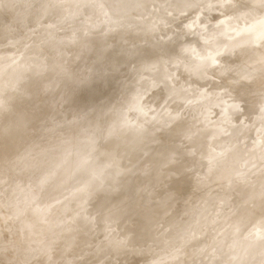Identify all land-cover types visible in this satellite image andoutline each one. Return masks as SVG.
<instances>
[{"label": "rangeland", "instance_id": "1", "mask_svg": "<svg viewBox=\"0 0 264 264\" xmlns=\"http://www.w3.org/2000/svg\"><path fill=\"white\" fill-rule=\"evenodd\" d=\"M179 1L98 0L99 6L87 12L83 10L84 4L91 5L93 1L53 0L52 5L43 8L44 0H0V36L8 30L5 29L6 24H9L7 27L13 25L11 32L15 33L17 29V32L23 35L21 40L15 41L0 37V90L7 91L6 94L4 90L0 91L1 101L6 100L4 102L10 103L16 88L21 89L33 82L19 77L18 74L23 67L21 62L13 63L8 59L10 62L3 64L1 58L13 53L23 54L22 51L29 53L33 46L51 51L61 43L60 41L66 40L65 43L68 47L71 45V48L67 47L64 51L63 48L54 50L52 58L62 53L68 52L73 56L76 53L77 61L66 68L68 78L76 77L81 68L87 72L91 71L94 62L90 61L84 65L82 63L84 57L96 53L94 57L97 59L101 55L99 53L101 49L105 54L109 53L108 55L113 57L112 71H118L120 75L119 87L114 98L105 101L101 106L105 107L100 110L102 112L96 109L87 117L76 116L62 110L61 105L57 103L61 95H55L54 92L47 94L45 97L49 102V115L45 123L38 131L31 129L23 131L22 139L26 138L23 139L25 144H22V139L19 143L15 142L17 149L20 150H18L19 155L15 156L20 159L26 156L27 159L22 160V163L16 158L12 159L17 161L8 168L12 157L3 155L5 160L2 159L5 162L0 157V164L5 166L0 165V179L3 178L2 181L0 180V221L15 213L19 219L13 230L23 226L24 232L21 235L24 233L23 236L30 244L36 239H43L37 242L44 247H48L46 242L50 241L49 237L56 236L54 232L59 228L65 230L71 228L64 231L72 232L73 235L71 233L70 237L62 235V244L57 251H55L56 247H48L50 256L47 254L46 259L55 262L54 264H108L109 261L121 259L116 242L126 240L127 223L116 211L109 212L105 209L102 217L98 215L100 209L96 203V191L94 192L96 185L118 187L121 182H134L138 188L140 187L142 203L147 212L148 240L146 243L136 245L137 253L144 257V262L140 264H173L174 260L183 257L189 253V250L191 255L187 258L188 261H181L179 264H264V113L261 112L260 87L261 82L264 81V63L261 62L264 57V36H262L264 14L246 8L245 0H232L231 5L226 4L225 0H217L218 4L211 14H223L218 23L215 22L211 27H207L205 22L210 18L208 14L211 9L208 10V7L211 0H181L190 7H187V12L181 13L182 17L175 18L174 14L180 7ZM248 2L251 3V0ZM241 8H244V11L239 14ZM71 9L73 12L70 11ZM249 13L255 17L252 21L245 19ZM65 14L67 17L73 15L81 19L82 30L88 31L87 34H94L86 44L73 24L61 20ZM193 18L196 19L194 24L184 30L185 25ZM226 19H231L233 24L223 21ZM234 19H238L246 27L243 46L236 48L231 46L239 37L238 33H234L239 21H233ZM103 22H106V29L100 27ZM50 25L53 26L51 29ZM49 29H53V32H49ZM209 30L211 35L204 37ZM67 31H71V35L67 36ZM81 40L83 41L80 43ZM205 42L214 46L209 50L210 58L204 61L203 57H200L202 54L200 48ZM94 43L98 44L100 51H97V47L93 50ZM184 48L191 49L195 58L188 61L187 67L182 68L188 60L186 56L183 57ZM39 57H42V54ZM213 57L219 63L213 64L211 61ZM54 64L55 62H48L41 67L52 70L57 65ZM88 66H91V69ZM36 67L33 65L29 69ZM222 67L228 70L222 71ZM258 67L262 70H257ZM142 70L146 74L145 80L141 78ZM241 75L250 77L241 81V84L250 86L244 94L247 103L243 105V114L234 112L231 107L240 101L235 99L240 91V85H236L234 81ZM135 76L142 79L140 81L144 82V86L134 79ZM196 77H202L203 82H198L201 86L204 85L205 90L195 87ZM68 78L65 77L56 87L64 88ZM43 81L45 80L42 79L40 83L45 86ZM54 82V80H46V83ZM129 85H131L130 90L124 89ZM145 89H152L153 94L145 95ZM164 94L167 95V99L162 100ZM128 97L133 101L138 99L139 102L136 101L128 106ZM180 99L183 100L181 106L176 103ZM194 106H197V109H194ZM139 108L143 111L141 112ZM54 111L55 114L58 112L56 116ZM119 111L121 115L113 120ZM93 114L94 116H91ZM56 117H60L61 120H57ZM72 118L76 121L74 122ZM145 119L149 122L145 128L133 126L137 123L142 124ZM49 121L56 126L52 127L53 124ZM111 121L115 122V125L116 122H120L119 126L123 124L125 128L120 134L125 137L104 138V132L111 129L108 126ZM60 127L67 135L72 136L68 137L69 141H57V146L56 143L51 144L52 141L50 143L46 140L43 144L49 147L45 148L47 152L42 149L44 146L34 144L32 139L36 135L40 134L46 138L48 134L45 133L49 128ZM71 127L73 130L64 129ZM173 130L175 133L169 141L158 139L161 132L172 133ZM143 131L144 135H142ZM128 141L130 143H127ZM219 144L223 146L219 147ZM103 145H112L113 150L125 149V151L116 157L119 159H115L114 163H111L110 157L92 159L91 157L102 151ZM24 146L26 151L29 150L25 152L26 154H24ZM22 150L24 151L21 154ZM173 153L175 159L170 161L169 157ZM62 164H66V169L60 170ZM77 165L88 168L87 172L80 171L82 174L80 181L90 180L93 176L99 178L85 186L80 182L70 185L68 180L71 179L72 174H75L74 171L79 170ZM177 168L188 182V194L178 203L174 199L160 195L157 188V178L162 179L164 174L171 176ZM113 169L115 171L113 179H108L107 176ZM4 172L7 174L5 175ZM1 174H4L5 178ZM107 179L110 180V184L106 183ZM38 185L41 186L37 189ZM145 185L151 189L148 195L143 194L142 191ZM157 195L160 200L156 198ZM57 197L63 198L56 199ZM81 211H84L88 218L82 224L76 222ZM109 214H112V217L108 216ZM45 218L48 223L44 221L46 222H43L44 228H40L43 224L39 223L41 225L39 227L37 222H42L43 219L46 220ZM60 218L63 221L59 220ZM106 219L112 223V228L107 226ZM30 220L36 223L32 224ZM9 223L13 222L9 221ZM28 225L29 227L34 225V228L28 229ZM37 228H40L39 234L38 230L37 233L34 230ZM27 229L29 231L25 233ZM163 231L166 232L162 235L164 238H161L159 236ZM34 232L36 234L32 236ZM49 232L52 235H49ZM27 233L29 235L32 233L31 238ZM152 233L156 235L150 237ZM7 236L6 234L5 238ZM9 236L8 241L7 238L5 239L6 243L0 241L2 243L0 250H3L1 247L13 246L14 237L12 233H9ZM46 237L48 239H45ZM158 240L165 242L163 245H155ZM40 243L37 244L41 245ZM48 248L46 250L49 252ZM20 258L30 259L24 256Z\"/></svg>", "mask_w": 264, "mask_h": 264}, {"label": "clouds", "instance_id": "2", "mask_svg": "<svg viewBox=\"0 0 264 264\" xmlns=\"http://www.w3.org/2000/svg\"><path fill=\"white\" fill-rule=\"evenodd\" d=\"M232 3V0H230ZM246 8L264 14V0H248L244 2ZM109 54V53H108ZM101 55L94 63L92 70L73 78H68L62 94L57 101L68 113L76 116H87L92 111L104 105L105 101L114 98L120 83L118 71H112L113 57ZM119 55V53H117ZM14 72V70H13ZM45 87L34 81L25 87L16 90L11 97V103L0 105V155L11 157L18 154L15 138L21 131L31 129L38 131L49 115V102L44 95ZM242 110L244 100L238 101ZM175 133L163 131L158 139L169 141ZM155 138V137H154ZM160 195L174 199L177 203L188 194V182L179 168L169 176L157 178ZM96 203L100 209L98 215L103 216V211H116L121 219L127 223L126 240L116 242L121 259L109 261L108 264H140L136 259L137 244L146 243L148 240L147 212L142 203L140 189L134 182H121L118 187H101L95 192ZM19 218L13 213L0 221V241L5 240L9 233L14 237L12 247L0 250V264H54L47 257L46 248L42 245L28 244L21 233L23 226L14 229ZM9 221L13 223L10 224ZM22 225V221H21ZM30 257L21 259L20 257Z\"/></svg>", "mask_w": 264, "mask_h": 264}, {"label": "bare ground", "instance_id": "3", "mask_svg": "<svg viewBox=\"0 0 264 264\" xmlns=\"http://www.w3.org/2000/svg\"><path fill=\"white\" fill-rule=\"evenodd\" d=\"M49 1H51V2H46V0H44V3L42 4L43 5V8L45 7V6H48V5H52L51 3H52V1L53 0H49ZM91 1H93V4H91V5H89L88 3H87V5L86 4H84V9H83V7H81L83 10H85V11H89V10H91V9H94V8H97L98 6H99V3H97V1L98 0H87V2H91ZM131 2V1H130ZM188 2V1H187ZM193 2V1H192ZM216 4H218L217 3V0H211V3H210V5H209V7H208V10L209 9H211V11H210V13H209V11H207V13H209L208 15L210 16V18L205 22V24H206V26L207 27H211L212 25H214L215 24V22H217L218 23V21H220L219 20V18H220V16H222V14L223 13H214V14H211L212 13V11H214L213 9L215 8V6H216ZM140 4H137V6H139ZM164 5V4H163ZM179 5H180V7H179V11H177L175 14H174V17L175 18H178V17H182L183 15V13L184 12H187V7H190L188 4H185V3H183L181 0L179 1ZM188 5V6H187ZM82 6V5H81ZM114 6V5H113ZM81 9V10H82ZM244 8H241L240 9V11H239V14L240 13H242L244 10H243ZM42 10V9H41ZM43 11V10H42ZM52 11H54V9L52 10ZM67 11H68V9H67ZM66 11V12H67ZM71 12H73V10L71 9L70 10ZM125 11H126V9H125ZM82 12V11H81ZM119 13V12H118ZM182 13V14H181ZM67 14V13H66ZM66 14L63 16V18L61 19V20H63V22L65 21L66 23H69V24H73L75 27H74V29L76 30V32L78 31V33L79 34H81L82 36H80V37H82L83 38V40H84V43L86 44L88 41H89V39H90V37L91 36H93L94 34H92V35H90L89 33L87 34V32L88 31H83L82 30V22H80V20L77 18V17H74L73 15L71 16V15H69V17H67L66 16ZM89 14V13H88ZM121 14V13H120ZM81 15V14H80ZM109 15V14H108ZM178 15V16H177ZM82 16V15H81ZM81 16H78V17H80V18H82ZM225 16V15H224ZM114 17V16H113ZM194 17V16H193ZM218 18V19H217ZM227 18V17H226ZM255 17H252L251 15H250V13L247 15V16H245V19L246 20H248V21H252L253 19H254ZM118 19V18H117ZM112 20V19H111ZM119 20V19H118ZM194 20L196 21V19L195 18H193V20H191L190 22H188L186 25H185V28H184V30L185 29H187V26L189 27V25H191L192 23L194 24ZM238 19H234L233 21H237ZM239 20H241V18L239 19ZM238 20V21H239ZM224 22H230V23H232V20L231 19H226V20H223ZM107 22V21H106ZM106 22H103V24L102 25H100V27L101 28H104V29H106L105 27H106ZM187 22V21H186ZM102 23V22H101ZM196 23V22H195ZM238 24H237V26H235V27H238L237 28V30L234 32V33H238L239 34V37L237 38V40L236 41H234V43H232V47H238V46H243V41H244V39H246V36H245V33H246V27H244L243 25H242V22L241 21H239V22H237ZM192 24V25H193ZM233 24V23H232ZM7 25H9V24H6L5 25V29H8L5 33H2L3 35L2 36H0L1 38H3V39H11V40H17V39H19V40H21L22 38H23V35H22V33L21 32H17V29H16V31H14L15 33H13V32H11V28L13 27V25H11V26H8L7 27ZM119 25V24H118ZM113 26V25H112ZM116 26H117V24H116ZM116 26H114V27H116ZM135 26V25H134ZM53 26L52 25H50L49 26V28L51 29ZM92 28H94V27H92ZM110 28V27H109ZM113 28V27H112ZM49 29V32H53V29L52 30H50ZM98 29V28H97ZM97 29H95V30H97ZM169 29V28H168ZM168 29H166L167 31H168ZM192 29V28H191ZM82 30V31H81ZM108 30V29H107ZM13 31V30H12ZM89 31H91V29L89 28ZM190 31V30H189ZM81 32V33H80ZM71 31H67V33H66V35L67 36H69V35H71ZM79 34H77V35H79ZM213 34V33H212ZM90 35V36H89ZM108 35V34H107ZM143 36L145 35V33L144 34H142ZM168 35V34H167ZM206 35H208V36H210L211 34H210V30L208 31V33L207 34H205L204 35V37H208V36H206ZM214 35V34H213ZM104 36V34L102 35V37ZM114 37V36H113ZM58 38H59V36H58ZM56 39V38H55ZM75 39H77V38H75ZM106 39V38H105ZM163 39V38H162ZM83 40H81L80 41V43L83 41ZM112 40H114L113 38H112ZM111 40V41H112ZM57 41V39L55 40V42ZM66 41V40H65ZM65 41L64 40H62V41H60L61 43H59V44H57V46H55L51 51H48L47 49H43L42 47H38V46H33L32 47V49L31 50H29V53H26V52H24V51H22L23 52V54L21 53V51H20V49H19V51H20V53L21 54H15V53H13V54H15L14 55V57H13V54H9V55H7V56H4L3 58H1L2 59V62H3V64H7V61H8V63L11 61V62H13V63H15V62H21L22 64H23V67H22V69H21V72L18 74L19 75V77H21L22 79H25V80H33V82L34 81H42V79L43 80H45V81H43V83L45 84V92H44V95L46 96L47 94L49 95L50 93H55V95L56 94H59V95H61L62 94V92H61V90L63 89V87H61V88H58V87H56V86H59L60 85V83H61V81L63 80V79H65V77L66 78H68V76H67V72H66V68H69V66L70 65H72L73 64V62H75V61H77V58L75 57V54L76 53H74V56H73V54H69L68 52L67 53H62L61 55H59L58 57H56L55 56V58L53 57L52 58V56H53V51L54 50H56V49H62L63 48V51H64V49H66L67 47H68V44H66L65 43ZM79 41V40H78ZM77 41V42H78ZM107 41V40H106ZM162 41V40H161ZM59 42V41H58ZM67 42V41H66ZM105 42V41H104ZM24 43V42H23ZM26 43V42H25ZM101 43V42H100ZM107 43V42H106ZM154 43V42H153ZM48 44H50V43H48ZM78 44V43H77ZM76 44V45H77ZM105 44V43H104ZM25 45V44H24ZM108 45V44H107ZM152 45V44H151ZM150 45V46H151ZM21 46V45H20ZM71 46V45H70ZM69 46V47H70ZM74 46V45H73ZM158 46H159V44H158ZM174 46V45H173ZM214 45L212 44V43H207V42H205V44H204V46L203 47H201L200 48V52L202 53L201 55H200V57H203V60L205 61V60H207V59H209L210 58V54L211 53H209V50L213 47ZM31 47V46H30ZM45 47H47L48 48V46H45ZM68 47V48H69ZM96 47H97V51H100V48H99V46H98V44L97 43H94V45H93V50L94 49H96ZM139 47V46H138ZM21 48V47H20ZM23 48H24V46H23ZM22 48V49H23ZM50 48V47H49ZM52 48V47H51ZM50 48V49H51ZM71 48V47H70ZM74 48V47H73ZM76 48V47H75ZM17 49V50H18ZM142 49V48H141ZM155 49H156V47H155ZM17 50H16V52H17ZM74 50V49H73ZM88 50V49H87ZM87 50H85V51H87ZM144 50H145V48H144ZM184 50H185V52H184V54H183V57H187V62H186V64H185V66H183L182 65V63H181V65L183 66L182 68H185V67H187L188 66V61L189 60H191V59H193V58H195V57H193V52L191 51V49H189V48H184ZM19 51H18V53H19ZM70 51V50H69ZM89 51V50H88ZM87 51V52H88ZM91 51V50H90ZM120 51V50H119ZM142 52H143V50H141ZM154 51V50H153ZM9 52V51H8ZM7 52V53H8ZM48 52H49V54H48ZM92 52V51H91ZM106 52H107V50H106ZM146 52V51H145ZM156 52H157V49H156ZM9 53H11V52H9ZM86 53V52H85ZM94 53V52H93ZM100 54H101V52H99ZM146 53H148V52H146ZM159 53V52H158ZM161 53V52H160ZM159 53V54H160ZM163 53V52H162ZM5 54V53H4ZM41 54H42V57H39V55L41 56ZM82 54H84V53H82ZM154 54V53H153ZM17 55V56H16ZM20 55H22V56H20ZM91 55V54H90ZM97 54L95 53V55H91L90 57H84V60H83V64L85 65V64H88V63H90V61L91 62H94L95 60H96V58L94 57V56H96ZM146 55V54H145ZM144 55V56H145ZM156 55V54H155ZM158 55V54H157ZM12 56V57H11ZM87 56V55H86ZM89 56V55H88ZM139 56L140 55H138V58H139ZM162 56H164L163 54H162ZM189 56V57H188ZM83 57V56H82ZM98 57V56H97ZM151 57V56H150ZM156 57V56H155ZM161 57V56H160ZM135 58L136 59H138L136 56H135ZM158 58V57H157ZM157 58H155V59H157ZM8 59H10V61L8 60ZM12 59V60H11ZM135 59V60H136ZM145 59H146V57H145ZM144 59V60H145ZM167 59V58H166ZM133 60V59H132ZM146 60H148V59H146ZM159 60V59H158ZM165 60V59H164ZM126 61V60H125ZM128 61V60H127ZM152 61V60H151ZM155 61H157V60H155ZM166 61V60H165ZM48 62H55V64L57 63V65H55L56 67L54 68V69H52V70H46V69H43V67H41V65L43 64V66L45 65V64H47ZM128 62H130V61H128ZM146 62H148V61H146ZM127 63V62H126ZM132 63V62H131ZM130 63V64H131ZM38 64H40V66L38 65ZM123 64H124V62H123ZM129 64V63H128ZM9 65V64H8ZM11 65V64H10ZM19 65V64H18ZM21 65V64H20ZM28 65V66H27ZM33 65H36L37 67L36 68H34V69H29L30 67H32ZM12 66V65H11ZM11 66H9V67H11ZM75 66H77L76 64H75ZM79 66H80V64H79ZM116 66H119L120 67V65H116ZM202 66H204V63L202 64ZM13 67V66H12ZM11 67V68H12ZM89 68L91 67V66H88ZM118 67V68H119ZM74 68V67H73ZM118 68H117V70H118ZM1 69V68H0ZM91 69V68H90ZM115 69V68H114ZM11 70H13V69H11ZM89 70V69H88ZM257 70H262V68H260V67H258L257 68ZM1 71V70H0ZM2 71H3V67H2ZM34 72V73H36V74H33V73H31V72ZM71 72V71H70ZM89 72H90V70H89ZM4 73V72H3ZM6 73H8L7 71H6ZM83 73H87V71L86 70H84L83 68H81V69H79L78 70V73L76 74L77 76L78 75H81V74H83ZM134 72H131V74H133ZM136 73H138V72H136ZM70 74V73H69ZM139 74V73H138ZM140 74H142L141 75V78L142 79H147L146 78V74L144 73V70H142V72L140 73ZM4 75H6V74H4ZM4 75H2V76H4ZM14 75V74H13ZM17 75V76H18ZM75 75V76H76ZM38 76H39V78H38ZM131 76V78H133L132 77V75H130ZM129 76V77H130ZM71 77V76H70ZM73 79L75 78L74 76L72 77ZM140 77L138 78V76L136 77L135 76V78L134 79H136V81H139V84L140 85H142V86H144V82H141L140 80H142ZM39 79V80H38ZM54 80L55 82L53 83V84H50V83H46V80ZM195 79V81H196V86L195 87H197V89H199V90H205V87H204V85H202L201 86V84H200V82H198V81H201V82H203L202 81V77H196V78H194ZM64 84V83H63ZM208 86H209V84H207ZM19 87V86H18ZM22 87V86H21ZM20 87V88H21ZM210 87V86H209ZM4 88V87H3ZM207 88V87H206ZM19 89V88H18ZM17 88H16V90H18ZM124 89H128V90H130L131 89V85H129V86H127L126 88H124ZM154 89V88H153ZM1 90H4V89H1ZM0 90V91H1ZM5 91V90H4ZM10 91V90H9ZM13 91H14V89H13ZM6 92L7 91H5V93L4 94H6ZM15 92V91H14ZM59 92V93H58ZM151 92H153V90L151 89V90H149V89H145V95H151V94H153V93H151ZM13 93V92H12ZM9 95V94H8ZM58 96V95H57ZM59 97V96H58ZM55 99H57V97L55 98ZM60 99V98H59ZM58 99V100H59ZM164 99H167V95L166 94H164L163 95V97H162V100H164ZM4 101H6V100H4ZM4 101H1L0 100V105H7V104H10V103H8V101L7 102H4ZM136 101H138V99L136 100ZM136 101H133V99H130V97H128V101H127V103H128V106H130V105H132L133 103H135ZM52 102V101H51ZM139 102V101H138ZM183 100H177V104L179 105V106H181L183 103ZM53 104V103H52ZM51 105V104H50ZM53 107V106H52ZM138 107V106H137ZM103 108H105V107H103ZM102 107H100V108H98V111L99 112H102V111H100V110H102L103 109ZM106 108H108V105H106ZM61 109L63 110L64 108H62L61 107ZM118 109V108H117ZM140 109V108H139ZM194 109H197V106H194ZM57 110V109H56ZM119 110V109H118ZM141 110V109H140ZM61 111V110H60ZM115 111H117V110H115ZM143 110H141V112H142ZM94 112V111H93ZM58 112H56V114H57ZM56 114H55V111H54V116H56ZM63 114H64V112H63ZM90 115V114H89ZM121 115V111H119V113H117L115 116H114V118H113V120L114 119H116L117 118V116H120ZM53 116V117H54ZM91 116H94V114L93 115H91ZM91 116H89V117H91ZM70 117V116H69ZM87 117V116H86ZM170 117H173V118H175L176 116H172V115H170ZM57 118V117H56ZM63 118V117H62ZM77 117H75V119H76ZM82 118V117H81ZM92 118V117H91ZM129 118V117H128ZM59 119V121L61 120V118L60 117H58L57 118V120ZM73 119V118H72ZM79 119V118H78ZM85 119V118H84ZM137 119V118H136ZM54 120H55V118H54ZM67 120V119H66ZM69 120V119H68ZM74 120V119H73ZM139 120V119H138ZM137 120V121H138ZM51 121L53 122V120L51 119ZM64 121V120H63ZM62 121V122H63ZM76 120H74V122H75ZM79 121V120H78ZM82 121V120H81ZM128 121H129V119H128ZM50 122V121H49ZM48 122V123H49ZM56 122V121H55ZM61 122V123H62ZM67 122V121H66ZM83 122V121H82ZM45 123V122H44ZM43 123V124H44ZM51 123V122H50ZM54 123V122H53ZM53 123H51V124H53ZM60 123V124H61ZM79 123V122H78ZM139 123H140V121H139ZM51 124H49L50 126H51ZM64 124V123H63ZM66 124H68V123H66ZM71 124V123H70ZM76 124H77V122H76ZM81 124V123H80ZM119 124H120V122H116V125H115V122H113V121H111L110 123H109V128H111L110 130H108V132H104V138H115L116 136L117 137H121V136H123V137H125L124 135H121L120 133L123 131V129L125 128L124 126H123V124H121L120 126H119ZM133 124H134V122H133ZM132 124V125H133ZM62 125V124H61ZM83 125V124H82ZM146 125H149V122H147L146 121V119L143 121V123L142 124H136V125H133L134 127L136 126V127H138V128H140V127H144L145 128V126ZM53 126H56V125H52V127ZM68 126V125H67ZM67 126H65V127H67ZM71 126V125H70ZM119 126V127H118ZM240 126V125H239ZM239 126H238V128H239ZM62 127H63V125H62ZM69 127V126H68ZM72 127H73V125H72ZM64 128V129H70V130H73V128ZM82 127V126H81ZM46 128H47V126H46ZM55 128V127H54ZM116 128V129H115ZM129 128H131V127H129ZM133 128V127H132ZM131 128V129H132ZM165 128V127H164ZM45 129V128H44ZM63 129V128H62ZM29 131H30V129H28ZM28 130H26V131H28ZM45 130H47V129H45ZM77 130V129H76ZM79 130V129H78ZM129 130V129H128ZM31 131H33V130H31ZM130 131V130H129ZM44 132V131H43ZM42 131H41V133H43ZM74 132V131H73ZM128 132V131H127ZM45 133V132H44ZM65 132L64 131H62L61 130V127L60 128H58V129H53V128H49V130L45 133V134H48V136L45 138V136H41L40 134H38V135H36L35 136V138L34 139H32V140H34V144H38V145H40V146H44V144L43 143H45L46 142V140H47V142H49L50 141V143H51V141H52V143L51 144H53V143H56L57 141H63V140H68L69 138V134L67 135L66 133L64 134ZM75 133V132H74ZM24 133H23V131H21L19 134H18V136L16 137V141L15 142H17V143H19V141H21V139H22V135H23ZM44 134V135H45ZM74 135V134H73ZM142 135H144V131H143V133H142ZM26 137V136H25ZM72 136H70V138H71ZM128 137V136H127ZM23 139H26V138H24L23 137ZM23 139H22V141H23ZM73 139V138H72ZM29 140V139H28ZM49 140V141H48ZM234 140V139H233ZM69 141V140H68ZM25 141H23L22 142V144H25L24 143ZM66 142V141H65ZM101 143H103V141H100ZM28 144H33L32 142H27ZM26 143V144H27ZM127 143H130L129 141L127 142ZM214 143H216V142H214ZM21 144V145H22ZM48 143H46V145H47ZM51 144H50V146H51ZM62 144V143H61ZM64 144V143H63ZM55 145H57L58 146V144L56 143ZM129 145V144H128ZM220 145L221 144H219V147H220ZM23 146V145H22ZM26 146V145H25ZM24 146V150H22V152H21V154L23 153V151H24V154H26L25 152H28V151H26V147ZM39 146V147H40ZM127 146V145H126ZM221 146H223V145H221ZM62 147V146H61ZM112 145H103L102 146V151L99 153V154H97V155H95V156H93V157H91L92 159H97V158H100V157H110V161H111V163H114V161H116L117 159H119V158H116V157H118L119 155H120V153H122V152H124L125 151V149H117V150H113L112 149ZM206 147H207V145H206ZM206 147H205V149H206ZM27 148H28V146H27ZM38 148V147H37ZM45 148H47V146L45 147L44 146V148H42V149H45ZM49 148V147H48ZM47 148V149H48ZM54 148V147H53ZM20 149H21V147H20ZM47 149H45L46 150V152H47ZM55 149V148H54ZM111 149V150H110ZM19 150V149H18ZM37 150V149H36ZM39 150V149H38ZM51 150H53V149H51ZM51 150H48V151H51ZM20 151V150H19ZM36 153V152H35ZM37 154V153H36ZM44 154H45V152H44ZM50 154V153H49ZM52 154V153H51ZM17 155H19V154H17ZM5 156H6V154H5ZM5 156H0L1 157V159L2 158H4ZM45 156V155H44ZM22 157V156H21ZM10 158V157H9ZM17 159L18 161H20L21 163H22V160L24 161V159L26 158V156H25V158L24 159H20L19 157H12L11 159H10V161H12V159ZM27 159V158H26ZM116 159V160H115ZM4 160H5V158H4ZM3 159H2V161L3 162H5ZM9 160V159H8ZM16 160V161H17ZM143 160H145V159H143ZM16 161H12V162H9L8 163V168H10ZM8 162V161H7ZM14 162V163H13ZM143 162V161H142ZM153 162V161H152ZM160 162V161H159ZM19 163V162H18ZM25 163V162H24ZM120 163V161H118L117 162V164H119ZM1 165V164H0ZM66 165V164H65ZM65 165L64 164H62L60 167V170L61 169H66V167H65ZM1 166H3V165H1ZM21 166V165H20ZM3 167H5V166H3ZM2 167V168H3ZM25 166L23 165V168H24ZM79 170L78 171H74L75 172V174H72L73 176H71V179H69L68 180V183L70 184V185H72V184H75V183H79L80 182V184H84V186L85 185H88V183L89 182H92V181H94V180H96V179H98L99 177L98 176H93V178H90V180L88 179V180H82V181H80L79 180V178L82 176V174H80V171L81 172H87V170H88V168H86V167H82L81 165H77L76 166ZM154 167V166H153ZM94 168H96V167H94ZM4 169V168H3ZM9 170V169H8ZM31 170V169H30ZM152 170V169H151ZM153 171V170H152ZM9 172V171H8ZM114 169H113V171H110L109 172V174L110 175H108L107 176V178L108 179H113V174H114ZM4 174L6 175L7 173H5L4 172ZM2 175L1 174V176H4V178H5V175ZM1 178V177H0ZM105 179V178H104ZM107 179V181H106V183L107 184H110V180H108ZM144 179H145V177H144ZM1 181L3 180V178L2 179H0ZM6 181H7V178L5 179ZM0 181V182H1ZM5 181V182H6ZM75 182V183H74ZM26 183V182H25ZM8 184V183H7ZM68 184V185H69ZM17 185V184H16ZM41 185H38L37 186V189L40 187ZM64 186H66V185H64ZM83 186V187H84ZM109 186V185H108ZM103 187V186H102ZM4 188V187H3ZM36 187H34V189H35ZM98 188H101L100 186H98V185H96V187H95V189H94V192L98 189ZM140 188V187H139ZM2 190V189H1ZM14 190V189H13ZM141 190H142V188H141ZM147 190V191H146ZM144 193L143 194H146V195H148L149 193H150V191H151V189H149V187L147 186V185H145V189L144 190H142ZM5 192V191H4ZM94 192H92V193H94ZM148 193V194H147ZM159 193V192H158ZM91 195H93V194H91ZM90 195V196H91ZM70 197V196H69ZM158 197V195L156 196V198ZM63 197H57L56 199H62ZM92 198V197H91ZM155 198V199H156ZM154 199V198H153ZM157 199H159V198H157ZM156 199V200H157ZM46 200V199H45ZM160 200V199H159ZM171 200V199H170ZM41 201V200H40ZM39 201V202H40ZM84 201V200H83ZM172 202L174 201V200H171ZM36 203H37V201H36ZM147 203V202H146ZM41 204V203H40ZM37 205V204H36ZM61 205V204H60ZM59 205V206H60ZM52 206H54L53 204H52ZM51 206V207H52ZM50 207V208H51ZM21 209V208H20ZM58 209V208H57ZM32 210V209H31ZM52 210V209H51ZM59 210H60V208H59ZM66 210V209H65ZM68 210H70L69 208H68ZM68 210H66V211H68ZM27 211V210H26ZM45 211H47V210H45ZM44 211V212H45ZM60 211H62V210H60ZM93 211V210H92ZM5 212V211H4ZM8 212V211H7ZM47 212H49V211H47ZM53 212V211H52ZM32 213V212H31ZM91 213V212H90ZM22 214V213H21ZM25 214V213H24ZM40 214V213H39ZM44 214V213H43ZM42 214V215H43ZM48 214V213H47ZM92 214V213H91ZM4 215V214H3ZM2 215V216H3ZM23 215V214H22ZM42 215H40V216H42ZM75 215V214H74ZM96 214L94 213V216H95ZM112 214H109L108 216H111ZM20 216V215H19ZM34 216V215H33ZM40 216H39V221H40ZM44 216V215H43ZM64 217L66 216V215H63ZM86 216H87V214L85 215V213H84V211H81V213L79 214V218L78 219H76V222H80L81 224L82 223H84V222H86L87 220H88V218H86ZM98 216V215H97ZM5 217H6V215H5ZM46 217V216H45ZM64 217H63V219H64ZM74 217V216H73ZM100 217V216H99ZM112 217V216H111ZM110 217V218H111ZM43 218V217H42ZM47 218V217H46ZM45 218V219H46ZM72 218V217H71ZM75 218V217H74ZM108 218V217H107ZM0 219H1V217H0ZM4 219V218H3ZM63 219H59V220H62L63 221ZM37 219H35V221H36ZM44 221H46L47 222V219L46 220H44L43 219V221L42 222H37L38 224L39 223H41V225L43 224V222ZM64 221H66V219L64 220ZM74 221H75V219H74ZM105 221V220H104ZM104 221L102 222V223H104ZM30 222L32 223V220H30ZM29 222V223H30ZM46 222H44V223H46ZM72 222V221H71ZM33 223H36V222H33ZM32 223V224H33ZM48 223V222H47ZM62 223V222H61ZM65 223V222H64ZM67 223V222H66ZM28 224V223H27ZM38 224H36V225H38ZM80 224V225H81ZM106 224H107V226L108 227H111L112 228V223L108 220V219H106ZM19 225L20 224H18L17 226L19 227ZM40 224L38 225L39 227L41 226ZM66 225V224H65ZM70 225V224H69ZM77 225V224H76ZM79 225V224H78ZM30 225H28L27 226V228L29 229H32L31 227H33L34 228V225L33 226H31V227H29ZM44 224L40 227V228H44ZM64 226V225H63ZM71 227H72V225H70ZM16 226H14V228H15ZM60 227H61V225H60ZM76 227V226H75ZM40 228H37V229H34V230H36L35 232L37 233V230L38 229H40ZM66 228V227H65ZM77 228V227H76ZM27 229V231H25V233L26 232H28L29 230ZM60 229V228H59ZM58 229V231L57 232H54L55 234H56V236H52V237H49V239H50V241H48V240H46V241H48V242H46L47 244H48V247L50 246V247H56L55 249V251H57V248L62 244V238H63V236L64 237H68L69 235H70V233H71V235H73V233L72 232H65V231H68V229H71V228H68V229H60L59 230ZM72 229H73V227H72ZM26 230V229H25ZM42 230V229H41ZM65 230V231H64ZM75 230V229H74ZM30 231H32V230H30ZM55 231V230H54ZM24 232V231H23ZM34 232V234L32 235V236H34L36 233ZM73 232H75V231H73ZM165 232L166 231H163V233L162 234H160V236L159 237H161V238H164L162 235L163 234H165ZM33 233V232H32ZM32 233H30V235L32 234ZM47 233V232H46ZM53 233V234H54ZM67 233V234H66ZM22 234V233H21ZM28 234V233H27ZM38 234H39V230H38ZM41 235H42V233H40ZM49 235H52V233L50 234V232L48 233ZM23 235H24V233H23ZM29 234H28V236H30ZM49 235H47V236H49ZM61 235V236H60ZM63 235V236H62ZM153 235H156V234H150V237H152ZM158 235V234H157ZM11 236V235H10ZM9 236V237H10ZM27 236V238H29ZM44 236H45V233H44ZM43 236V237H44ZM58 236L60 237V238H58ZM25 237V236H24ZM62 237V238H61ZM70 237V236H69ZM7 238V241H8V236L6 237ZM5 238V239H6ZM26 238V237H25ZM30 238H31V236H30ZM34 238V237H33ZM32 238V239H33ZM39 239V238H38ZM45 239H48L47 237L45 238ZM44 239V240H45ZM51 239H53V240H51ZM166 239V238H165ZM34 240H35V238H34ZM34 240H31V242L32 241H34ZM40 241L41 240H43V239H39ZM39 240H35L34 241V243H36L37 241H39ZM3 241H5V240H3ZM2 241V242H3ZM7 241H5V243L7 242ZM12 241V240H11ZM28 242H29V240H27ZM50 242V243H49ZM164 242L165 241H163V240H158L156 243H155V245H163L164 244ZM1 243V242H0ZM4 243V242H3ZM9 243V242H8ZM33 243V244H34ZM37 243H40V242H37ZM36 243V244H37ZM43 243H45V242H43ZM2 244V243H1ZM29 244H30V242H29ZM41 244V243H40ZM7 245V244H6ZM35 245V244H34ZM42 245V244H41ZM55 245V246H54ZM1 246H3V245H1ZM46 246V245H45ZM48 247H45L46 249L48 248ZM2 249H4L3 247H1ZM6 248H8V247H6ZM49 249V248H48ZM53 250V249H52ZM47 251V250H46ZM55 251H53V253L55 252ZM48 252V251H47ZM258 252V251H257ZM47 254H49L48 256H50V249H49V252L47 253ZM191 255V252H190V250H189V253H186L185 255H183V257H178L176 260H174V263L173 264H179L181 261H184V262H187L188 261V257ZM47 256V257H48ZM182 256V255H181ZM136 259L137 260H139L140 262H144V257H143V255H140V253L138 254L137 253V256H136ZM52 262V261H51ZM55 263V262H54Z\"/></svg>", "mask_w": 264, "mask_h": 264}, {"label": "snow or ice", "instance_id": "4", "mask_svg": "<svg viewBox=\"0 0 264 264\" xmlns=\"http://www.w3.org/2000/svg\"><path fill=\"white\" fill-rule=\"evenodd\" d=\"M225 3L231 5L230 0H225ZM262 36H264V34H262ZM211 61H212L213 64L219 63L214 57L211 58ZM261 62L264 63V57H262ZM227 70L228 69H224L222 67V71H227ZM248 79H250L249 76L241 75L238 80L234 81V83L236 85H240V91L238 92V96L235 97V99L236 100L237 99L244 100L245 104L247 103V100L245 99L244 94L249 90L250 86L241 84V81L248 80ZM260 87L262 89V91H261V112L264 113V81L261 82ZM231 107H232L234 112H239L241 114H243V112H244V109L242 110L241 104L238 103V102L233 104V105H231ZM169 159H170V161L175 159V154L173 153L172 155H170Z\"/></svg>", "mask_w": 264, "mask_h": 264}]
</instances>
